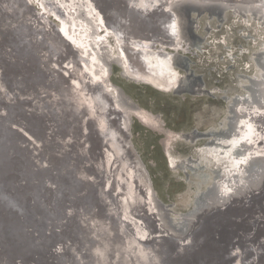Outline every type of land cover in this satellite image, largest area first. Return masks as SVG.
Segmentation results:
<instances>
[{
  "label": "bare ground",
  "instance_id": "1",
  "mask_svg": "<svg viewBox=\"0 0 264 264\" xmlns=\"http://www.w3.org/2000/svg\"><path fill=\"white\" fill-rule=\"evenodd\" d=\"M33 1L59 24L54 25L42 13L34 11L28 0H0V70L3 71L0 106L5 103V114L0 116V139H3L0 142V264H14L17 256H20L19 264H61L76 246L69 242L77 231L78 244L86 253L84 257L92 249L97 252L92 264H104L109 256L123 264H127L128 258L130 264H221L218 259L225 256L235 241H241L253 222L251 229L256 231L255 236L264 233L260 225L264 218L232 223L235 214L228 208L204 219L198 226L204 224L201 230L189 240L181 241L164 227L162 218H157L159 212L153 209L158 205L152 184L122 126L128 114L130 120L133 115L147 126L162 129L152 121L149 112L131 105V99L129 110L111 100L115 87L109 83L110 70L109 74L105 73L108 65L105 58L117 56L127 78L151 82L162 90L174 89L179 74L173 51L182 48V41L176 34L178 16L172 1ZM260 47L264 51V42ZM111 85L114 89L107 90L109 94L101 91ZM29 96L36 100L34 104L23 103L22 99ZM256 115L255 136L247 127V132L242 129L240 136L232 133L194 149L209 170L205 180L195 181L199 189L212 183L211 166H217L224 176H239L241 191L230 189L234 181L233 186L230 182L226 187L221 184L229 198L250 188L251 182L246 178L253 166L262 161L259 159L264 153V113L258 111ZM23 123L29 129L23 135L11 127ZM50 128L57 129L58 134L48 137ZM20 135L25 139H46L41 156L23 162V166L12 163L9 154L10 144H17ZM68 136L69 149L65 156L70 168L62 169L53 160L49 169L29 172L42 163L44 156H51L53 147L66 144L64 139ZM217 137H221L220 133ZM167 139L164 146L167 161L176 168L179 163L172 152L173 138ZM238 145L247 148L234 151ZM16 170L25 177L23 185L15 178ZM49 190H53L54 201H62L61 210L66 211L71 204L85 205L91 208L89 213L94 217L96 210L103 209L115 222L114 227L91 223V219L79 218L77 214L69 221L70 214L55 213L49 206ZM245 199L239 204L244 216L252 204L249 197ZM72 220L80 228H74ZM24 224L28 229L22 230ZM144 225L146 233L140 229ZM120 237L132 238L137 244L128 251ZM59 249L62 255H55ZM66 261L68 264L70 260Z\"/></svg>",
  "mask_w": 264,
  "mask_h": 264
},
{
  "label": "rangeland",
  "instance_id": "2",
  "mask_svg": "<svg viewBox=\"0 0 264 264\" xmlns=\"http://www.w3.org/2000/svg\"><path fill=\"white\" fill-rule=\"evenodd\" d=\"M4 1L10 2L11 0ZM28 1L34 11L42 13L54 25L59 24L55 17L44 14L36 2ZM166 1H172L174 8L178 0ZM67 2L69 3L68 0ZM226 2L227 5L221 1L181 0L176 4V9H173L178 16V28L180 29L178 35L180 34V42L182 41L180 43L182 48L173 51L175 68L179 74V82L174 89L162 90L151 82L135 81L123 76L121 67L117 64L114 63L111 67L112 82L125 91L132 105L149 112L152 115V121L154 120V123L162 129L157 130L147 126L136 116H131L133 118H131L130 140L136 159L150 179L164 227L181 241L189 240L201 230L204 224L201 227L198 226L201 222L203 223L204 219L213 214L218 215L228 208L235 214L232 223L242 219L253 222L264 218V153L259 159L262 160L260 161L262 164L256 163V168L253 166L254 169L247 178L251 182L250 188L242 189V192H237L231 198L223 192L221 184L226 187L228 182L232 186L235 182L234 187L230 189L234 191L236 187L238 191H241L239 187L242 182L238 176H233V174L224 176V172L222 173L217 166H211L213 167L210 173L212 183L203 184L201 189L195 183V181L205 180L209 170L206 169V164L195 155L194 149L210 145L215 139L218 142V140L227 138L225 135L232 133L240 136L242 129L245 133L247 132V127L251 128L250 133L255 136L258 122L256 112L264 113V51L260 47V44L264 42V0H227ZM79 18L84 19L82 15ZM57 66L61 67L60 64ZM0 74L3 75L2 70ZM22 101L26 104H34L36 100L29 96L23 98ZM4 104L0 106V116L5 114ZM25 125L23 123L22 126L17 127L12 124L11 127L19 130L23 135V132L26 133L28 132L26 130H29ZM50 130L47 133L48 137L55 136L57 129L50 128ZM183 133L189 136V139L185 138V140L182 137ZM219 133L221 137L218 139ZM168 136L171 141L173 138L172 152L179 163L176 168L169 165L168 155L165 154L164 146L169 140ZM21 137L16 138L17 144H10L9 154L12 163H19L23 166V162L41 156L46 139L44 137H37V139L36 137L30 139ZM69 138L68 136L64 139L66 141L64 146L61 144V146L53 147L50 150L51 156H44L42 163L35 168H30L32 171L29 172L49 169L53 160L54 164L56 163L62 169L70 168L71 163L65 156L69 149ZM0 142L2 143L3 139L2 141L0 139ZM242 147L247 148L246 145ZM242 147L241 150H243ZM191 160L192 163H190ZM15 175L17 181L23 185L25 177L21 175V171L16 170ZM217 175H219L218 178L214 177ZM36 182L37 178L33 185ZM48 192L49 198L51 197V203L48 202L49 206L55 213L61 211L60 213L70 214L69 221L74 214H77L79 218L85 217L84 219H89V221L91 219V223L115 224L103 209L96 210L97 212L92 209V212L95 211L94 217L89 213L91 208L85 205L71 204L66 211L64 208L61 210L62 201L59 203L53 200V190ZM246 197H249L252 204L244 216L239 204L241 206ZM106 218L109 219L106 220ZM253 224L255 222L245 231V236L241 237V241H235L225 256L218 259L221 260V264H264V233L260 232L259 236H255L256 231L251 229ZM262 224L261 228L264 229V220ZM72 226L80 228L75 220H72ZM26 228L28 229V225L24 224L22 230ZM145 228V225L140 228L143 233H146ZM72 238L69 243H76V246L61 264H66L67 259L70 260L68 264H92L93 256L97 252L92 249L88 256L84 257L86 253L78 244L80 241L78 231ZM121 238L128 251L137 244L132 238ZM141 246L145 245L141 244ZM61 253L62 249H59L55 255ZM19 259L20 256H17L14 264H19ZM130 259L128 258L127 264L131 263ZM104 264L123 263L109 256Z\"/></svg>",
  "mask_w": 264,
  "mask_h": 264
},
{
  "label": "water",
  "instance_id": "3",
  "mask_svg": "<svg viewBox=\"0 0 264 264\" xmlns=\"http://www.w3.org/2000/svg\"><path fill=\"white\" fill-rule=\"evenodd\" d=\"M181 0H178V1H176L175 2V6H174V8L176 9V4L178 3V2H180ZM190 1H192V0H190ZM196 1H203V2H208V1H215V2H223V4H226L227 5V0H196ZM167 10V9H166ZM166 13H168V10L166 11ZM101 21V25L105 28V25H104V23H103V21H102V19L100 20ZM98 29L100 30L101 29V27L99 26L98 27ZM178 31H180V29L177 27V32H176V34L178 35ZM180 35V34H179ZM100 43H101V41H100ZM96 47H98V45L96 44ZM109 55H111V53H109ZM107 59V60H106ZM105 61L108 63V65L105 67V73L107 74H109V70H110V73H111V67H112V65H113V63H115V64H117L118 66L121 64L118 60H117V56H115V55H112L111 57L109 56V57H106L105 58ZM120 67V66H119ZM121 73H122V70H121ZM124 74V73H123ZM122 74V75H123ZM106 79L108 80V77H106ZM131 79V78H130ZM110 84L111 83H113L112 81L111 82H109ZM96 87L98 86V85H95ZM113 86L115 87V89L113 88ZM113 86L111 85L109 88H107V87H104V91H103V89H101V91L104 93V94H109V93H107V90L108 91H111L112 89H114V93H113V95H111L112 97H111V100L113 99V101L115 100V101H118V103H120V104H118L117 102V104L116 105H121L123 108H125L126 110H129V109H131L129 106V103H130V101H129V98H128V96L124 93V91H123V89L121 88V87H119V86H117V85H115L114 83H113ZM210 93V92H209ZM131 104V103H130ZM132 105V104H131ZM115 106V105H114ZM109 108H114V107H109ZM116 108H118V106H116ZM115 109V108H114ZM116 111H117V109H116ZM125 115V114H124ZM125 117H126V123L124 124L125 126H122V128H123V130H124V132H125V135L126 136H128V138H129V142L131 143V140H130V137H131V123H132V121L130 120V116L127 114V115H125ZM131 118H133V117H131ZM182 137H184V138H186V139H189V137L188 136H186V135H182ZM240 144V143H239ZM130 146V145H129ZM241 145H238V147L234 150V151H237V150H239V149H241ZM253 157H254V155H253ZM142 168V167H141ZM142 170H144V169H142ZM144 172H145V174H146V176H148L147 175V172L144 170ZM239 177V176H238ZM146 178H148V177H146ZM246 180H247V178H246ZM150 189V188H149ZM234 189H236V188H234ZM152 194H153V197H154V199H155V202H156V198H155V195H154V191H153V189H152ZM157 203V202H156ZM158 205V204H157ZM237 207V206H236ZM240 208V207H239ZM153 209H154V211H155V213H157L158 214V212H159V210H160V207L158 208V206L156 207V206H153ZM159 209V210H158ZM240 210L242 211V209L240 208ZM159 216L160 215H157V218L159 219ZM261 226H263V224H260ZM228 241V240H227ZM229 242V241H228Z\"/></svg>",
  "mask_w": 264,
  "mask_h": 264
}]
</instances>
